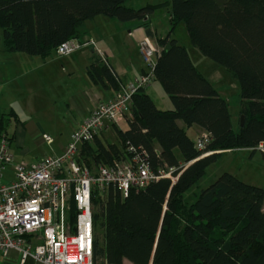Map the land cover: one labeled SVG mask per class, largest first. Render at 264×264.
I'll use <instances>...</instances> for the list:
<instances>
[{
    "label": "trees",
    "instance_id": "16d2710c",
    "mask_svg": "<svg viewBox=\"0 0 264 264\" xmlns=\"http://www.w3.org/2000/svg\"><path fill=\"white\" fill-rule=\"evenodd\" d=\"M128 1L0 0L4 50L44 60L63 43L80 41L86 24L98 17L142 22L153 38L151 16L169 10L171 31L157 40L162 51L153 82L163 87L173 109L159 110L149 88L140 90L133 96L128 129H116L117 143L106 148L96 139L94 147H82L80 157L89 168L113 166L132 147L145 152L155 173L176 169V181L161 179L127 198L114 189L97 195L94 264H264V189L224 173L193 204L185 199L222 152L254 155L264 147V0H170L139 10L125 7ZM181 24L191 45L239 82L244 118L239 133L227 100L173 38ZM88 74L94 84L115 92L122 86L97 56ZM179 122L204 130L212 154L202 157ZM7 123L0 115V138L11 142Z\"/></svg>",
    "mask_w": 264,
    "mask_h": 264
},
{
    "label": "built area",
    "instance_id": "2783aa9c",
    "mask_svg": "<svg viewBox=\"0 0 264 264\" xmlns=\"http://www.w3.org/2000/svg\"><path fill=\"white\" fill-rule=\"evenodd\" d=\"M90 45L94 43L70 40L56 54L69 57ZM139 47L147 71L101 102L62 156L46 157L32 165L15 163L11 143L0 138V257L6 258L14 250L22 262L32 258L38 264H94L97 195L114 189L127 198L132 190H143L161 179L176 181V169L155 173L145 152L132 147L113 166L89 168L80 157L85 144L127 122L133 96L151 86L161 51L149 38ZM45 140L52 143L50 137ZM210 142L207 134L197 138L195 146L202 157L212 154L207 151ZM257 150L264 152V147ZM12 164L13 179H9L5 173Z\"/></svg>",
    "mask_w": 264,
    "mask_h": 264
},
{
    "label": "crops",
    "instance_id": "0c3cea01",
    "mask_svg": "<svg viewBox=\"0 0 264 264\" xmlns=\"http://www.w3.org/2000/svg\"><path fill=\"white\" fill-rule=\"evenodd\" d=\"M150 29L154 34L153 38L148 37L142 22L120 23L106 17H98L86 24L80 39L83 43H94L93 46H86L69 57L53 56L46 60L20 53H8L4 50L2 41L0 115L8 120L5 135L11 139L10 147L15 163L32 165L46 157L62 156L73 135L92 112L101 102L113 98L116 93L107 85L93 83L88 74L92 58L97 56L102 63L112 68L122 86L130 85L147 71L140 54V42L146 38L157 42L158 39L168 36L159 37L152 25ZM152 85L147 93L153 99L156 96V89ZM218 92L227 100L223 91ZM161 95L164 102L165 94ZM227 102L229 103V100ZM164 104L165 109L157 106L158 109L172 110L167 100ZM52 106L66 115L71 124L60 133L65 143L58 149L54 146V137L51 135H54V131L62 123L54 120L55 116L50 109ZM181 123L179 122V126L186 129L189 137V133H194L196 139L206 134L199 127L186 128ZM49 124L56 129L50 130ZM45 137H50L52 143L48 144ZM241 153L252 154L247 150L225 151L221 153L223 155L221 158ZM177 155L179 156L178 153ZM14 167L15 164L9 165L6 170L5 174L9 179H13ZM0 264L38 263L32 258L22 262L20 254L12 250L6 258L0 257Z\"/></svg>",
    "mask_w": 264,
    "mask_h": 264
},
{
    "label": "rangeland",
    "instance_id": "374dc122",
    "mask_svg": "<svg viewBox=\"0 0 264 264\" xmlns=\"http://www.w3.org/2000/svg\"><path fill=\"white\" fill-rule=\"evenodd\" d=\"M168 1L170 0H129L125 4V7L129 9L139 10L148 5H159ZM149 22L150 26L152 25V28L157 32L159 37H166L167 35H169L171 31L169 10L164 9L157 11L151 16ZM173 38L178 40V43L181 46H184L189 51L194 65L215 87V89L218 91H223L226 99L229 100V112L231 115L233 130L235 133H239L241 127V90L237 79H235L234 76L231 75L225 68L205 58L197 49H195L191 45L186 26L184 24H181L177 28V30L173 34ZM153 42L157 46V48L162 51V48L158 45V43L155 40ZM1 45L2 39H0V46ZM54 57L60 58L59 56H57V54ZM152 84L151 85L156 89V96H154L153 100L155 101L157 106L160 109H162L163 107L165 109L164 102L165 100H167L168 104H170L173 109L171 100L167 97L163 87L157 82H153ZM158 90L160 95L157 94ZM161 94H165L164 98L166 99H164V102L162 100ZM167 98L169 99V101ZM50 109L51 111H53L52 115L55 116L54 120L58 123H62L61 125H59L60 127L58 129L51 127V125L49 124L50 130L56 129L54 132L57 134V136L54 133V135H51V137H54V146L58 149L60 145H63L65 143L64 137H62L60 133L62 131L64 132V130H66V128L71 124L70 119L61 111L54 109L53 106ZM66 122L68 123V125H66ZM181 125L183 124L181 123ZM119 128L121 130H127L128 126L126 122H123L119 126L111 127L106 131V133H104V136L99 139V142L106 148L113 144H116V129ZM189 135L194 142L195 140H197L194 133H189ZM95 143L96 142H93L91 145L94 147ZM57 152L59 153V151ZM177 153L180 156V153ZM222 156L223 155L221 154V157ZM221 157L217 163L208 168L206 176L200 181L197 187L191 189L185 195V199L188 201V203L193 204L196 201L197 196L202 191L208 189L211 185H213L217 181V179L224 173H231L233 175H236L245 183L264 189V156L261 154V152H257L254 155L247 153L231 154L223 157V159ZM73 220L74 218L71 217V221Z\"/></svg>",
    "mask_w": 264,
    "mask_h": 264
},
{
    "label": "water",
    "instance_id": "95a60500",
    "mask_svg": "<svg viewBox=\"0 0 264 264\" xmlns=\"http://www.w3.org/2000/svg\"><path fill=\"white\" fill-rule=\"evenodd\" d=\"M170 48H171V46H167L166 51H169ZM243 125H244V118L241 117V127H243Z\"/></svg>",
    "mask_w": 264,
    "mask_h": 264
}]
</instances>
